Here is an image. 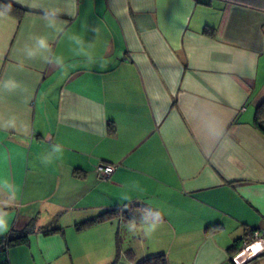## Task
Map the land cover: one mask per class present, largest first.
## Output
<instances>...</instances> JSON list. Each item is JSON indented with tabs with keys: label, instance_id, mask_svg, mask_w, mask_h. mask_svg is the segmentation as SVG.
<instances>
[{
	"label": "crops",
	"instance_id": "1",
	"mask_svg": "<svg viewBox=\"0 0 264 264\" xmlns=\"http://www.w3.org/2000/svg\"><path fill=\"white\" fill-rule=\"evenodd\" d=\"M0 1V239L33 223L0 264H233L264 231V0Z\"/></svg>",
	"mask_w": 264,
	"mask_h": 264
},
{
	"label": "trees",
	"instance_id": "2",
	"mask_svg": "<svg viewBox=\"0 0 264 264\" xmlns=\"http://www.w3.org/2000/svg\"><path fill=\"white\" fill-rule=\"evenodd\" d=\"M0 9L3 10L5 13L12 14L17 17H20L23 14L22 10L12 5H9L7 3H4L2 1H0ZM253 124H254V127L262 135H264V102H261L256 107L255 112H254ZM117 213H118L117 211L105 212L103 214L96 216L93 219H90L88 221H85L81 224L76 225V229L77 230L86 229L97 223L110 220L111 218L115 217ZM32 227H33V223H30L22 232H19V233L12 232L10 233L8 237L0 239V245L3 248L2 252H6L9 247H15V246L27 244L29 240V235L32 232ZM207 230L208 232H210L212 230H215V228H207ZM51 232H54V231H49V232H46L45 234H49ZM242 241H243V238L240 241L234 242V244L230 248L231 256H233L242 246ZM137 264H167V261L164 258V256L159 255V256H155V257L143 260L141 262H138Z\"/></svg>",
	"mask_w": 264,
	"mask_h": 264
},
{
	"label": "built area",
	"instance_id": "3",
	"mask_svg": "<svg viewBox=\"0 0 264 264\" xmlns=\"http://www.w3.org/2000/svg\"><path fill=\"white\" fill-rule=\"evenodd\" d=\"M115 169L116 166L111 164L99 163L96 166V172L102 181L109 180ZM256 245H260V247L257 249ZM259 257H264V231L246 228L242 246L231 256L230 260L233 264H247Z\"/></svg>",
	"mask_w": 264,
	"mask_h": 264
},
{
	"label": "clouds",
	"instance_id": "4",
	"mask_svg": "<svg viewBox=\"0 0 264 264\" xmlns=\"http://www.w3.org/2000/svg\"><path fill=\"white\" fill-rule=\"evenodd\" d=\"M77 43L79 44L80 41L77 40ZM37 44H38V47L41 48V49H47L48 48V44H47V42H46V40L44 38L38 39ZM77 54H84V55L88 56L89 59H91V55L88 52H86L83 47H81L79 49ZM28 55L32 56V55H34V53L29 52ZM57 62L59 63L61 61L59 59H57ZM53 151L55 153H61L62 152V148L60 146H55ZM44 160H45L46 163L50 162L51 161V157L50 156L49 157H45ZM152 227L154 228L155 225H152ZM3 228H4V221H3V219H0V230H3Z\"/></svg>",
	"mask_w": 264,
	"mask_h": 264
},
{
	"label": "rangeland",
	"instance_id": "5",
	"mask_svg": "<svg viewBox=\"0 0 264 264\" xmlns=\"http://www.w3.org/2000/svg\"><path fill=\"white\" fill-rule=\"evenodd\" d=\"M247 264H264V257L258 258L257 260H253L248 262Z\"/></svg>",
	"mask_w": 264,
	"mask_h": 264
},
{
	"label": "snow or ice",
	"instance_id": "6",
	"mask_svg": "<svg viewBox=\"0 0 264 264\" xmlns=\"http://www.w3.org/2000/svg\"><path fill=\"white\" fill-rule=\"evenodd\" d=\"M255 247L258 249L260 247V245H256Z\"/></svg>",
	"mask_w": 264,
	"mask_h": 264
}]
</instances>
